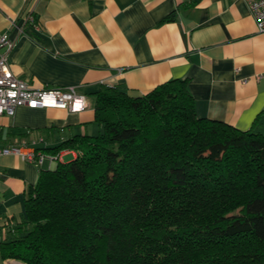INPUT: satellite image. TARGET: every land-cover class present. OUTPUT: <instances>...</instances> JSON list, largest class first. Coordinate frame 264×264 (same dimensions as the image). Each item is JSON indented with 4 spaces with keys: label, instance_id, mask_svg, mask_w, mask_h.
Listing matches in <instances>:
<instances>
[{
    "label": "trees",
    "instance_id": "1",
    "mask_svg": "<svg viewBox=\"0 0 264 264\" xmlns=\"http://www.w3.org/2000/svg\"><path fill=\"white\" fill-rule=\"evenodd\" d=\"M94 96L100 130L41 149L75 156L40 170L3 259L264 264V134L197 117L183 80Z\"/></svg>",
    "mask_w": 264,
    "mask_h": 264
},
{
    "label": "crops",
    "instance_id": "2",
    "mask_svg": "<svg viewBox=\"0 0 264 264\" xmlns=\"http://www.w3.org/2000/svg\"><path fill=\"white\" fill-rule=\"evenodd\" d=\"M4 32L15 43L14 76L33 89L75 87L85 106L0 116V147L42 138L35 147L52 148L96 134L94 93L120 87L140 97L171 80L186 81L197 117L264 134V33L244 0H0ZM74 156L62 151L57 161ZM55 164L0 156V241L9 223H24L26 191ZM0 264L25 263L0 253Z\"/></svg>",
    "mask_w": 264,
    "mask_h": 264
},
{
    "label": "built area",
    "instance_id": "3",
    "mask_svg": "<svg viewBox=\"0 0 264 264\" xmlns=\"http://www.w3.org/2000/svg\"><path fill=\"white\" fill-rule=\"evenodd\" d=\"M255 22L258 33H264V0H244ZM26 23L37 28L35 17L31 13L24 16ZM7 32L0 33V116H13L19 107L29 109L57 108L76 112L85 106V97L77 93L75 87L33 89L27 82L18 79L10 70L7 55L14 46ZM78 106L79 108H76ZM43 139L22 141L0 147V156L15 155L26 163L39 168L43 162L55 164L60 153L49 154L35 147Z\"/></svg>",
    "mask_w": 264,
    "mask_h": 264
},
{
    "label": "rangeland",
    "instance_id": "4",
    "mask_svg": "<svg viewBox=\"0 0 264 264\" xmlns=\"http://www.w3.org/2000/svg\"><path fill=\"white\" fill-rule=\"evenodd\" d=\"M69 159L68 157H65V160Z\"/></svg>",
    "mask_w": 264,
    "mask_h": 264
}]
</instances>
